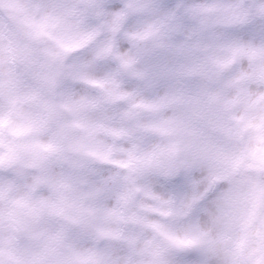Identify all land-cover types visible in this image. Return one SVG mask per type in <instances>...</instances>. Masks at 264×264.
<instances>
[{"label": "rangeland", "instance_id": "obj_1", "mask_svg": "<svg viewBox=\"0 0 264 264\" xmlns=\"http://www.w3.org/2000/svg\"><path fill=\"white\" fill-rule=\"evenodd\" d=\"M260 74L264 0H0V264H264Z\"/></svg>", "mask_w": 264, "mask_h": 264}, {"label": "water", "instance_id": "obj_2", "mask_svg": "<svg viewBox=\"0 0 264 264\" xmlns=\"http://www.w3.org/2000/svg\"><path fill=\"white\" fill-rule=\"evenodd\" d=\"M148 42V38L146 36H132L130 38V46L133 50H135L136 52L140 53L143 51V49L145 48L146 44ZM117 47V41L116 39L113 40L112 46L110 48V53L114 54V51ZM260 79L264 80V74H260ZM145 111H144V107L143 106H136L134 108H132L128 114V119L130 122L132 121H136L138 119H140L143 115H144ZM103 134L107 137H109L111 140L115 141V142H119L121 141L122 136L119 134H114L112 132H108V131H103ZM152 230L155 234L156 237H160V232L158 230L157 227L153 226ZM173 247L172 242L169 240L167 241V245L166 248L167 249H171Z\"/></svg>", "mask_w": 264, "mask_h": 264}]
</instances>
